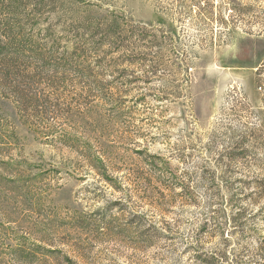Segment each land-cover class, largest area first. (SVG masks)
<instances>
[{
	"label": "rangeland",
	"instance_id": "obj_1",
	"mask_svg": "<svg viewBox=\"0 0 264 264\" xmlns=\"http://www.w3.org/2000/svg\"><path fill=\"white\" fill-rule=\"evenodd\" d=\"M18 6L3 17L24 54L0 82V264H206L224 237L253 255L264 0Z\"/></svg>",
	"mask_w": 264,
	"mask_h": 264
},
{
	"label": "trees",
	"instance_id": "obj_2",
	"mask_svg": "<svg viewBox=\"0 0 264 264\" xmlns=\"http://www.w3.org/2000/svg\"><path fill=\"white\" fill-rule=\"evenodd\" d=\"M19 1L20 0H0V82L3 81L4 78H7L13 72V70L17 68L18 65L16 64H20V62L18 61L24 54L21 44H14L12 42V36H10L11 30L6 31L8 28L14 29L16 24L8 26V21L6 22V20L3 18L10 17L14 19V17L16 16V12L19 9ZM197 9L202 13L206 11L201 7H197ZM230 16L231 15L229 14L228 18ZM105 25L107 26V33H104V38L108 39L111 35L116 34L113 28L115 26L118 27L119 22L117 19L113 18ZM259 71L260 69L258 68L256 73H259ZM261 190H263L262 192H260L264 196V185L262 186ZM244 212V209L240 211L238 210V214L234 218V221L237 222V224L241 222ZM228 247L229 241L227 237H224L222 240V248L219 250V252H217L216 255L211 254V256L207 258L208 260L206 261V264H264V235L259 241H257L256 239L254 240V253L253 255H247L249 256L247 258H245L243 254L239 253L240 251L232 248L231 250H229Z\"/></svg>",
	"mask_w": 264,
	"mask_h": 264
}]
</instances>
